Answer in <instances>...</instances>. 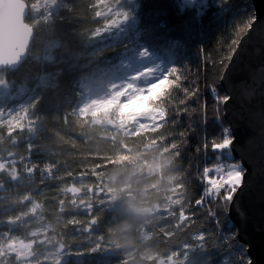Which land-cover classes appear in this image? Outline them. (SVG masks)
<instances>
[{
  "label": "trees",
  "instance_id": "16d2710c",
  "mask_svg": "<svg viewBox=\"0 0 264 264\" xmlns=\"http://www.w3.org/2000/svg\"><path fill=\"white\" fill-rule=\"evenodd\" d=\"M25 2L34 32L27 58L0 72L18 92L15 104L28 108L20 125L0 124V159L12 158L0 169V250L46 229L60 255L42 264H159L171 257L223 264L221 232L237 228L221 212L223 192L202 197L199 177L218 162L211 139L219 141L228 124L217 103L208 105L202 79L205 66L228 63L233 41L255 18L252 1L207 0L197 17L191 5L180 10L182 0H136L138 23L115 43L92 41L104 22L94 18L101 0ZM170 40L182 44L174 57L165 46ZM128 48L164 66L156 94L144 101L160 111L157 123L130 132L80 111L87 80L111 69ZM152 164L160 166L154 173L146 168ZM248 257L233 248L228 259L239 264Z\"/></svg>",
  "mask_w": 264,
  "mask_h": 264
},
{
  "label": "water",
  "instance_id": "95a60500",
  "mask_svg": "<svg viewBox=\"0 0 264 264\" xmlns=\"http://www.w3.org/2000/svg\"><path fill=\"white\" fill-rule=\"evenodd\" d=\"M251 1L255 22L241 37L220 85L233 97L223 115L237 140L233 157L247 169L228 217L253 264H264V86L259 83L264 66V0ZM28 15L25 0H0V72L17 68L27 58L34 37Z\"/></svg>",
  "mask_w": 264,
  "mask_h": 264
},
{
  "label": "rangeland",
  "instance_id": "374dc122",
  "mask_svg": "<svg viewBox=\"0 0 264 264\" xmlns=\"http://www.w3.org/2000/svg\"><path fill=\"white\" fill-rule=\"evenodd\" d=\"M117 5H119L117 10H127L130 13L127 18L121 17L130 26L131 15L137 14L135 9L128 5L127 0H101L100 13L104 14V22L102 27L91 35L92 41L115 43L128 35L129 30L124 31L112 25L116 17L107 15ZM121 56L123 57L111 69L101 71L97 76L87 80L83 89L80 111L91 115L95 122L111 126L115 130L130 132L132 129L155 125L161 113L147 107L144 101L148 94H156L159 87L157 79L162 74V71H157L159 61L142 49L139 51L125 49ZM226 64L227 62L220 65H207L204 68L202 84L210 107L217 103L214 100L216 95H225L220 82ZM153 73L157 78H153ZM17 94L18 92H13L11 85L0 77V124L18 126L28 117L26 102L20 106L15 104ZM11 162V155L1 158L0 169H7ZM236 162L239 161L232 159L229 164ZM159 167V164H152L146 168L154 173ZM50 244L46 238V229L35 230L30 240L13 238L0 250V264L2 261L4 264L57 262L60 249L54 253V248ZM12 257H14L13 260ZM165 264L191 263L171 257ZM194 264L207 263L196 261Z\"/></svg>",
  "mask_w": 264,
  "mask_h": 264
},
{
  "label": "snow or ice",
  "instance_id": "6c2138e0",
  "mask_svg": "<svg viewBox=\"0 0 264 264\" xmlns=\"http://www.w3.org/2000/svg\"><path fill=\"white\" fill-rule=\"evenodd\" d=\"M127 3L130 7L134 8L136 12L138 11L140 5L136 2V0H127ZM214 3L218 4L219 6V0H214ZM193 6L197 9L196 16H201V13L210 5L207 3V0H184V3L180 5V10L183 11V9L186 6ZM119 9V5L116 6L112 11L107 13V15H112L116 17V19H113L112 25L123 29L124 31L129 30V25L125 23V19L129 17L130 13L127 10H117ZM103 13L97 14L94 18L99 20L103 17ZM255 22V19L249 20L246 27L250 31L252 28L253 23ZM130 26L132 28L136 27V24L138 23L137 15H131V21L129 22ZM233 47L229 50V55L227 57L228 62L230 63L232 61L233 56L236 54V51L240 45V40L237 39L233 41ZM168 49V55L169 57H174L175 49L178 47H181L182 44L178 40H170L166 42L165 45ZM143 58V57H142ZM159 61V67L157 69L158 72L163 71V60L161 58H158L157 56L154 57ZM223 64V62H221ZM227 66L225 65V68ZM260 81L259 83L261 86H264V66H261L260 68ZM153 78H157L156 74H152ZM177 79L179 80L180 77L177 76ZM180 87V85H177ZM184 93H188V89H183ZM195 95V90L192 93ZM233 99L232 95L225 94L223 96L216 95L214 97V100L217 102L218 107L215 109L217 113H222L223 115H227L228 112V104ZM219 105H223L224 107L221 109ZM206 108V104L203 106ZM214 120L221 121L222 115H215ZM207 123V121H204ZM222 138L217 141L215 137L211 139V149L213 153H217V163H215L213 166H205L202 171V176L199 177L201 180V183L205 185L204 191L202 193V197H217L220 196L221 192H223L222 195V203L220 205L221 212L227 216L231 212L230 205L233 203V199L237 191L243 186L244 182V176L247 172V169L243 166V162H236V163H230L225 164V160H231L233 158V152L232 148L234 144L237 142L236 136L231 133V125L225 126L222 128ZM205 151H207V142L205 143ZM203 199L197 201V206H202ZM209 214L214 218L216 221V226L218 229L221 228V222L216 219V213L215 212H209ZM239 236L238 231H229V232H221V240L224 242V246L228 249L227 252H225L221 256V260L223 261V264H233V261L231 259H228L231 256V253L234 249H238L242 254L247 253V247L239 242L237 240V237ZM239 264H253L250 257L247 259H240Z\"/></svg>",
  "mask_w": 264,
  "mask_h": 264
}]
</instances>
